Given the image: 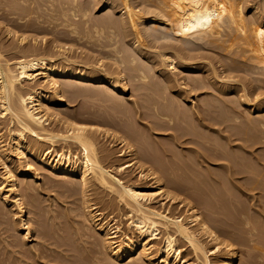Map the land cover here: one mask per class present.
Returning <instances> with one entry per match:
<instances>
[{
  "label": "bare ground",
  "instance_id": "obj_1",
  "mask_svg": "<svg viewBox=\"0 0 264 264\" xmlns=\"http://www.w3.org/2000/svg\"><path fill=\"white\" fill-rule=\"evenodd\" d=\"M130 1L0 0V20L9 21L0 30L4 31L5 37L16 39V43L13 40L14 45L12 43L4 49L0 38V118L4 119L8 135L14 140L9 146L0 134V158L4 161L0 218L5 214V206L15 208L17 231L21 232L17 238L23 245L16 242L13 247L23 248L29 244L25 251L31 254L34 264H86L87 259L89 264H129L124 259L132 255H136L132 264H193L186 259L188 255L184 256L187 250L196 264H236L239 258L235 248L237 243L247 247L253 244L254 250L262 252L264 223L257 218H264V206L255 217L249 214L243 201L237 199L241 198L240 193L246 198H264V151L263 154H259L262 151L257 152L260 145L264 149V81L261 80L264 75L259 78L262 83L255 84L256 78L261 77L257 75L264 72V34L261 36L256 30L259 26L253 23L262 15L259 18V14L251 13L254 19L251 25L255 24V28L249 24V19L246 22L242 4L230 6L236 0H163L161 3L157 0L162 11L161 7H154L158 11L147 9L145 12H142L144 7L149 5L144 3L153 0L141 1L145 5H140L143 10L139 4L135 6L136 2L132 4L133 0ZM151 4L155 5V2ZM261 6L263 8V3ZM99 8L108 9L109 14L100 20H92L91 12L99 11ZM255 8L254 4L252 9L255 11ZM160 15L166 18L161 23L169 29L182 31L184 26L185 30L190 28V34L180 47L174 46L165 33L157 39L150 36L155 44L168 41L157 47L156 55L164 68L157 71L161 83L154 85L148 80L150 75L145 66L135 62L132 52H143L141 33L149 30V23L159 22L157 18ZM78 21L83 28L79 27ZM92 24L93 31L89 30ZM248 24L251 33L246 28ZM42 25L46 28H41ZM117 25L121 31L115 28ZM37 27V33L44 29L43 32L51 31L57 37L50 40V44L44 42L43 48L37 39L28 46V38L23 36L25 32L21 34L20 31L21 35H18L15 30L22 28L33 32ZM59 27H63L61 32ZM62 32L68 38L73 35L75 42L89 46L101 57L113 60L112 66L116 63L120 68L132 71V80L139 82L136 88L149 92L142 102L133 103L140 119L146 122L145 130L149 136L141 135L125 123V137L121 136L125 138V157L132 158L124 163L125 166L117 164L110 171L104 164L110 155L102 154L105 149L98 151L99 130L84 123L89 119L56 111V116L62 117L55 119L54 128L48 127L51 123L46 114L49 111L54 113L55 105L66 103L67 96L74 99L84 93L116 107L120 105L121 95L127 94V80L122 69L112 77L114 68L108 64L98 65L100 60L96 63L85 56L86 59L76 63L72 54L67 56V48L58 46ZM184 34L187 35L186 31ZM120 36L125 42L119 39ZM122 42L128 43L133 51L124 48ZM12 50L20 53L13 63L4 57V53ZM170 50L173 52L169 53ZM203 50L211 54H204ZM245 53L248 60L244 58ZM147 59L152 60L149 56ZM152 67L159 68L154 60ZM174 70H178V74ZM258 71L261 72L257 74ZM254 72L256 77L252 76ZM24 83L30 85L29 91H22ZM45 87H49L50 92ZM202 97L210 99L203 100ZM156 132L166 134L157 135ZM165 135L169 142L164 139ZM28 137L32 141H28ZM159 138L163 141L156 142ZM128 139L137 142L138 146L134 148ZM59 141L65 144L63 148L72 145L80 148L81 156L71 158L67 152H58L55 147ZM44 143L48 145L46 150L41 148ZM28 156L33 162L28 160ZM13 157L17 158L16 162L26 163V167L22 165L26 169L13 166L10 163ZM33 163H38L50 174L76 179L70 183L81 186L86 200L83 201L87 209L85 220L95 224L98 237L87 231L81 233V230L62 235L47 227L38 237L32 228L34 219L29 213L41 217L45 211L39 199L33 197V187L23 184L24 188H19L22 178L37 180ZM212 163H217L220 173L208 170ZM131 167H137L134 177L131 175L133 172H127ZM142 180L146 181L148 188L137 187L136 181ZM189 185L194 186L199 199L205 203L209 217H204L190 201L178 200L175 192L184 194L185 198H194L186 189ZM214 185L219 188H214ZM90 186L101 187L103 193L112 195L114 198L110 201L115 200L118 205L115 210L123 211L122 218L129 219V230L122 232L119 241L114 242L120 232L118 225L112 227L109 223V227L101 224L104 222L101 221V210L98 211L96 204L92 205L90 199H86L90 196L87 195ZM206 187L208 190L205 191ZM177 201L178 207L166 205ZM28 204L31 211L27 210ZM178 208H185L186 213L177 214ZM216 214L219 219L214 217ZM56 218L55 215L48 216L47 220L52 223ZM217 223L219 229L214 225ZM179 240L184 241L187 248L179 246ZM210 245L212 249H209ZM213 256L215 259L211 258Z\"/></svg>",
  "mask_w": 264,
  "mask_h": 264
},
{
  "label": "rangeland",
  "instance_id": "obj_2",
  "mask_svg": "<svg viewBox=\"0 0 264 264\" xmlns=\"http://www.w3.org/2000/svg\"><path fill=\"white\" fill-rule=\"evenodd\" d=\"M61 1H63V0H61ZM85 1H87V0H85ZM141 1H143V0H133L131 3L133 4V3L136 2L134 4L135 6H136V4H139V6L141 5L142 7L145 6V5H147V6L148 5L149 6L150 5L153 6V7L150 6L151 8H149V6H148V8L147 7H144L146 10L145 9L143 10V8L140 6L139 8H142L141 9V10H143L142 12L147 11V9L148 10H155V9L157 10L158 7L159 8L161 7L160 9L162 11V6L159 5V3H161V1H163V0H158L159 3L157 2V0L156 1L153 0L155 2V5H158V6H155L154 4L152 5L151 3H154V2L151 1V0H149V1L148 0L147 1L144 0V2H150L151 1V3H148V4L147 3H144L145 5L144 4L142 5L141 3H143V2H141ZM236 1H234V3H231L230 6L236 7V5H238L239 3L242 4V7L244 8V11H245L244 12V17L246 18V22L247 23H248V19L251 21V22L249 21L250 22L249 23L250 25L252 23V20H254L251 17L254 12L257 15L259 14L258 15L259 18L262 15L261 18L258 19V21L257 20L256 21L254 20V22H253V23L256 22L255 24L257 26H259L258 27L259 29L256 28L257 26L255 27V24L254 25H251V26L252 27H255L256 30L259 32V34L261 36H263L264 30H262V29H264V18H262V17H264V13H262V12H264L263 11L264 10L263 9L264 8V0H257V1L256 0H245V1L244 0H238L237 2ZM239 1H241V2H239ZM230 2H232V1L230 0ZM242 2L243 3L246 2V3L243 5ZM257 3H259V4H257ZM260 3H261V5L263 3V8H262V6L260 7ZM254 4L257 7V8H255V11L252 9V6ZM233 5H235V6H233ZM154 7H157V8H154ZM139 8H138V10H139ZM97 10L96 11L94 10V13L91 12V19L92 20H100V19L104 18L107 14H109L108 13L109 12L108 9H100L99 11H97ZM11 11H13V10L11 9ZM134 11L136 12L137 10H134ZM157 11H155V12L157 13ZM226 15L227 14L225 12V16ZM226 18H228V16H226ZM3 20L4 19H1L0 20V28L3 25H4L3 27H5L7 25V23L9 22L7 20H4V21ZM157 20L159 22H157V23L154 22L153 24L152 23H149L148 24V27H149L148 29L149 30H147L146 32L145 31H142V33H141V37H142V40H141L142 41V44L141 45H143V47H141L143 49V52L141 54H138V53L134 52L132 50L131 46L129 47V44L128 43H123V42H125L124 41L125 39L122 40L121 39V36L119 37V39H121V41H123L122 44H124V48H126L128 50L131 49L130 51H133L132 54L133 55L135 54L134 55L135 56V60H136L135 62L137 64H139V65L145 66L146 70L148 71V73L150 75L148 80L150 81V83L152 82L154 85L161 83V80L159 78V74H158L157 71H159L160 69H163L164 68V67H161L160 66L161 64L159 62V58L156 55V53L158 52V48L157 47H159L162 43H165V42L168 43V41H167V39L165 40V42L159 41L160 44H157L156 43L157 44L156 45L155 42L152 43L153 40L150 38V36H153L154 35V38L156 36V39H157L158 36H161L163 33H165V34H167L169 36L168 37L169 38L168 40H170V42L174 46L180 47V46H182V45H184L186 43V39H189V34H190V28H187L185 30L183 25H181V26H183V30L182 31H173L172 28L169 29V27H167L166 25L162 24V23H164L166 21V18H164L162 15H160L157 18ZM223 21L226 22V20H223ZM59 22H60V20H59ZM139 22L140 21H138V23ZM10 23L12 24V22H10ZM77 24H79V27H82L83 28V25L81 24L80 21H78ZM249 24H248V27H246L248 30L251 28V27H249L250 26ZM13 25H16V24H13ZM139 25H140V29H141L142 28L141 27V22L139 23ZM91 26H89L90 28L88 27L89 30H92L93 29V24ZM117 27H118L119 31H121L120 30L121 27L119 25H117L115 28H117ZM261 27H263V28L260 29ZM41 28H46V26L43 27V25H42ZM62 28L59 27L58 29L60 30ZM137 28H139V26ZM18 29L15 28V30L18 31L17 32L18 35L23 34V31L25 32V34H23V36H25V37L27 36L28 40L26 42L28 43L27 44L28 46L29 45L31 46L32 43L35 42L34 39H37L38 45L43 48V46H45V43L50 44L51 43L50 40L54 39L55 36L57 37V35L56 34H52L51 31H50L51 34L48 31H46L47 33L43 32L44 29H40V30H42V32L40 31V32L37 33V30L39 31V28L38 27L37 28H34L33 29V32H32V30H30V28L28 30H30L31 32L30 31H27V29H22V28H20L21 30H18ZM35 29H37V30H35ZM45 30H47V29H45ZM107 30L108 29L106 28V31ZM261 30H262V34H261ZM20 31H22V33ZM34 31H36V32H34ZM164 31H167V32H164ZM185 31H186L187 35L184 34ZM59 32H61V30ZM249 32H250V30H249ZM3 33H4V31H2V29H1L0 30V38L2 40L1 43L3 44V45L1 44L2 45L1 47L2 48L5 49V46L11 45L13 43V40L16 43V39L15 38H13V37H5V35ZM64 33L65 32H62L61 36H59V37H61V40L62 41L60 40L61 43H58V46H63L65 48H67L69 50V52L66 53L67 56L70 57V55L72 54L73 57H74V59H72V60L73 61H76V63L77 62L78 63L81 62L82 59H84L85 56H87L88 59H92L96 63L99 62L98 65L103 64V65H106L107 66V64H108V65H110L111 68H114V71H113V74L114 75H112V77H116V73H117L116 71L122 69V67L120 68V66L116 65V63L112 66L113 60L108 59V58L101 57L100 54H99V52H92L91 51V48L89 46H86L85 44L83 45V43H81L82 44L81 45V44H79L80 42H78V43L75 42L76 39L73 38V35H70V37H69L70 39H69L68 38V35H67V37H65L66 36V33H65V35H63ZM172 33H174V34H172ZM250 33H249V35H251ZM233 34L234 33H232V35ZM233 36H236L237 37L239 35L234 34ZM63 38L65 40H63ZM69 41H71V42H69ZM72 41L74 43H72ZM103 41H105V39ZM15 43H13L12 45H14ZM42 44H43V46H42ZM154 45L156 46L157 50H156V48L153 49V47H155ZM151 46H153V47H151ZM88 47L90 48V50H89ZM168 52L169 53H172L173 51L170 50ZM203 53L204 54H211V52H207L205 50H203ZM235 53L236 52H234L233 54H235ZM17 54H18L17 51L12 50L11 52L4 53V57L6 59H9L10 58L11 63H13L18 56L20 57V53L18 55ZM244 55H246L244 57L245 60H248V58H247L248 54L245 53ZM244 55H242V57ZM148 56L152 58L151 61H148V59H147ZM249 56H250V54H249ZM99 58H101V59H99ZM96 60L97 61L100 60V61L97 62ZM153 60L156 61L157 67H159V68H156V67L153 68L152 67V61ZM77 66H79V65L76 64V67ZM115 66H118V68H116ZM103 67L104 66H102V68ZM104 69H105V67H104ZM166 69H169V68L167 67ZM122 70L124 71V74H125L126 80H127V82H126L127 94L126 95H123V96L121 95V97L119 98L120 105H116V107L115 106L113 107V105H109L108 103L106 105L105 103H102V101L100 99L97 100L98 98L96 96H95L96 98H93V97H90V96H88L86 94L84 95V93H83V95H80V94L77 95L74 99L73 98L72 99H69L70 97L66 95L67 96L66 97L67 98L66 103L65 102H62L60 105H55V107L53 108V110L55 112L53 113L52 111H49L50 113H47L46 114V117L48 119H50L49 122L51 124L53 123L52 126H50L51 124L48 126L50 129L51 128H54L56 126L55 119H57L59 117H62V115H65V114L70 115V116H74L76 118L78 117V118L83 119V120L84 119H89L88 120L89 122L85 121L84 123L87 124L89 127H92V128H95V129L99 130L98 131V134H97V138L98 139H97L96 147H98L100 149L102 148L101 150L97 148L98 151L103 152L104 149L107 151V152L105 151V153L103 152L102 154L109 153L110 157L106 160V162L104 164L107 165V167L109 166L108 169H110V171L115 168L114 165L124 164L126 161H129V158H130V157H127V158L125 157V141H123V139L125 140V138H123V137H125V123L128 124V125H130V126H132L135 129V131H139L141 133V135L144 133V135H146V137L149 136V135H147V134H149V132H146L147 129L145 130V125L144 124H146V122L144 120L140 119L139 115L135 111V108L133 107V103L135 101L142 102L145 98H147L146 96H147V94L149 92H146L144 90H140L139 88L138 89L136 88L137 86H139V82L132 80V76H133L132 75V71L128 70L127 68H124ZM174 72L178 74V70H174ZM260 72L261 71H258L257 74L260 73ZM254 73L255 74H252V76L254 75V77H256L257 74H256V72H254ZM263 73L264 72H262L259 75H257V76H261V77H257L256 78V80L258 79V81H256L255 84H257V82L259 84H261L262 81H264V77L262 76V75H264ZM129 77L131 79H129ZM259 78L260 79L262 78L261 79L262 81ZM39 79H40V77H37V80H39ZM30 89H31L30 85L24 83V86H23L22 91H24V90H28L29 91ZM45 89H46V87H45ZM46 91H49L50 92V88L47 87ZM198 93H200V92H198ZM202 98H203V100H205L207 97H202ZM207 99H210V98H207ZM111 106H112V108H111ZM56 111H58L62 115H57L56 116ZM80 113H83L82 114L83 116ZM77 115H79V116H77ZM54 124H55V126H54ZM5 126H6V124L4 123V119H1L0 118V132H1L0 134H1V138H3L2 140H5L6 143L9 144V146H11L14 143V140H13L12 137H10V135H8V129H6ZM156 133H157V135H162V134L164 135V134H166V133H162V132H156ZM121 136H123V137H121ZM163 137H165L164 139L167 142H169V139H167L166 135L163 136ZM162 138L156 139V142L157 141L158 142L159 141L162 142L163 141V140H161ZM29 139L30 138L28 137V141H29ZM30 140L32 141V139H30ZM127 142H130V144L133 143V141L132 140L129 141V139H128ZM120 143H123V145L120 144ZM135 143H137V142L134 141V143L132 144V145H134V148L136 146ZM41 145L42 144H40V146ZM64 146H65V144L59 141L58 143H56V147L55 148L60 153L61 152L66 153L67 152L66 154L72 155L71 158L72 157L79 158L81 156L80 148H77L75 145L70 146V148H67V147L66 148H63ZM260 147H262V145H260L258 147L259 148V151L257 150V152L259 153L260 151H262V153L260 152L259 154H263L264 149L263 148L261 149ZM41 148H42V150L43 149L46 150V148H48V145L44 143L41 146ZM102 154H100V156H102ZM27 158H28V160L30 162H33V159H32L31 156H28ZM12 159L13 160L10 163H12L13 166L15 165L16 167H21L23 169L26 167V163L23 162L21 164L20 161L19 162H16L17 161V158H14V157ZM130 159H132V158H130ZM2 163H4V161L0 158V183L3 182V178L2 177H3V173H4L3 172L4 170H2V167H3ZM23 164L25 165V167H23L24 166ZM212 164H215V163H212ZM212 164H211V166H208V170L209 171L211 170L213 173H217V174L220 173L221 170L219 169V167H217V165H216L217 163L215 165H212ZM124 166H125V164H124ZM33 168L35 169V175L37 176V180L34 179V178H29L27 180L26 179L23 180V178H22V180H21L22 183L20 184V187L19 188H20V190H22L25 185H29V186L33 187L34 188L33 197L35 196V198L39 199L38 201L40 202L41 208H43L44 211H45V213H46V214L44 213L43 216L41 215V217L40 216H36L33 212L29 213V215L31 217H33V219H34L33 220V224H32L33 225L32 228H33L34 232L36 234H38V237H39V235H41L40 233H41L42 229H45L44 227H47V229H50V230H55V231H57L56 232L57 234H62V235H71L72 233L73 234L75 233L74 231L78 230V232H79L81 230L80 231L81 233L87 231L88 234H91V235H94L95 237H98L99 235L96 234L95 224H92V223H90V222H88V221L85 220V216H86L85 214H86V210L87 209H86V207H85L86 205H84L83 201H86V200L82 196L83 193H82L81 186L78 185V184H74V183H72L73 184L72 185L70 183V182H74V180H76V179L71 178L69 176L59 175V174H50L47 171L43 170L38 163H33ZM136 170H137V167H134V168L131 167L127 172L130 173V174L133 172L134 174L132 173L131 175H133V177H134L135 175H137V171ZM123 175L125 176V172H124ZM119 176H120V174H119ZM138 182H139V184H138ZM143 182H145V183H143ZM142 183H143V186H141ZM23 184H25V185H23ZM136 184H137V187H140L141 189L148 188L147 186H145L146 181H143V180L142 181H136ZM97 187L98 186H90L89 187V189H88L89 191H87V195L90 194V196L87 197L86 199H90V201H91L90 203L92 205H95L96 204V206L98 207L97 210L98 211L99 210L102 211V212L99 211L102 214V220L101 221H104L103 223L101 222V224L109 225V227H110V224H111L112 227H115V226L117 227V225H118V228H120L119 229L120 232L117 235V238L118 239L115 238L116 240L115 239H114L115 241L113 240L114 242H117V241L120 240V236H121L122 232H128V230H129V226H128L129 225V219L128 218H125V217H124L125 219L122 218V214H123L122 212L123 211H120L118 209L115 210V207L118 206L115 203L116 201L115 200L114 201H110L111 198H114V197H112V195H110V194H107V193L105 194V192L103 193L102 192V191H104L103 188L100 187V189H99V187L98 188ZM213 187L214 188H219L218 185H214ZM186 189L190 191L191 195L194 198H185V195L184 194H180V193H176L175 192L176 196H178L177 197L178 200L181 201L182 199H184V200H186V202L187 201H190L191 203H193L194 205H196V207L198 208V210L200 211V213L204 217H206V218L209 217L210 216V213L204 207L205 203L202 200L199 199L200 197H198V195H199L198 192L197 191H194V186L189 185V187L186 188ZM206 190H208V187L205 188V191ZM98 194H100V195H98ZM250 194L251 193H249V195ZM170 195H173V194L170 193ZM258 195L260 196V194H258ZM239 196L241 198H237V199L240 202L243 201L242 203H243V205H246V208H248L249 214L256 215L255 217H257L258 216V212H262V209L261 208H263V206H264V198H262L261 196H260L261 198H246V196L243 195L242 193H240ZM82 197L84 198V200L82 199ZM99 198H102V201H101V199L99 200ZM159 199H160V197H158V200ZM54 200H55V202H54ZM105 201H107V202H105ZM111 203L113 204V206H112ZM114 203H115V205H114ZM177 204H178V201L177 202H173V203L169 202L166 205H168L169 207H172L173 208V207H178ZM7 206H5V210H4L5 211V214L3 216H1V218H0V264H27V263L30 264L32 262H33L32 264H34V261H33L34 259L31 257V254L29 253L30 254L29 255L27 253V251H25L26 249H28L27 247L30 246L29 244L23 246V248H22V246H18L19 248L18 247H15V246L13 247V245L16 244V242L19 243V241H21V240H19L17 238V236L21 232L20 231H17L19 229L18 228V224H17L18 222L16 223V221H18V220H16V219H18V215L15 212V208L14 207L12 208L10 206L7 207ZM110 206L112 207V209L110 208ZM27 207H28L27 210L29 211L31 209V205L28 204ZM4 211H3V213H4ZM6 211H7V214L9 216L6 214ZM181 212L182 213H186L185 212V208L184 209L183 208H178L177 214H181ZM120 213H121V215H118ZM54 215L57 216V218L55 219V221L52 222V223L49 222L47 220V217L48 216H54ZM214 217L215 218L218 217V219H219V216L217 214ZM220 218H221V216H220ZM257 219L260 220V222L263 221L262 224L264 223V218H257ZM55 222H57V223H55ZM14 223H16V224H14ZM53 223H55V226L56 227H54V224ZM118 223H120L121 225L118 224ZM214 225H216V227L220 226L218 223L217 224H214ZM219 228L220 227H218V229ZM263 230H264V227H263L262 231ZM262 231H261V233H262ZM261 235L264 238L263 233ZM15 238H16V240H15ZM222 238H223V236H222ZM40 241H42V240H40ZM179 241H180V245L178 243L179 246H181V247L183 246L184 248H187L186 247L187 245L184 243V241H182V240H179ZM21 242L19 244H22ZM76 244H77V242H76ZM87 245H89V244H87ZM252 245H251V247H247L248 245L247 246L246 245H241L240 246V244H239V246H238V243H237V245L235 244V248H237L236 251L238 252V255H239V258H238L236 264H264V247H263V250L261 252L260 250H254L252 248ZM159 246H160V244L159 245H156V249ZM210 248L212 249V245L209 246V249ZM16 249L18 250V252H17ZM137 249H138V247L135 249V251ZM188 251L189 250H187V252H184L186 255L183 253L184 256H187L188 255L186 257V259L189 260L190 263L196 264V263H194V261L192 259L193 258V255H191V254L189 255L190 251H189V253H188ZM85 256H87V255H85ZM86 258H89V257H86ZM86 258H84L83 260H86ZM211 258L215 259L214 256L211 257ZM88 260L89 259L86 260V264H89V261ZM135 260H136V255L135 256L132 255V256H130V258L128 257V258L124 259V261L126 263L130 262L131 264H132V261H135ZM247 260H248V262H247ZM82 263H85V262L82 261ZM123 264H125V263H123ZM217 264H219V263L217 262Z\"/></svg>",
  "mask_w": 264,
  "mask_h": 264
}]
</instances>
